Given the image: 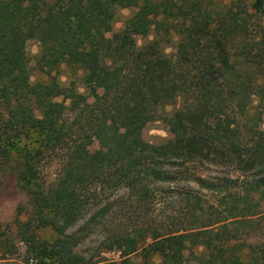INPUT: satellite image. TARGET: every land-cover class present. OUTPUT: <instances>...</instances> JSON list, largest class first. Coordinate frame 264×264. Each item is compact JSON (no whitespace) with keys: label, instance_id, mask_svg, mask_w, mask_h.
I'll return each instance as SVG.
<instances>
[{"label":"trees","instance_id":"trees-1","mask_svg":"<svg viewBox=\"0 0 264 264\" xmlns=\"http://www.w3.org/2000/svg\"><path fill=\"white\" fill-rule=\"evenodd\" d=\"M131 7L106 39L117 10ZM256 15L264 18V0H0V157L18 148L14 172L31 186L29 217L17 224L28 256L13 264H89L77 250L85 235L72 227L89 209L98 206L82 230L127 202L101 198L121 188L146 211L172 193L185 213L169 227L145 219L111 230L104 248L120 251V264H136L130 255L139 250L137 264H157L156 254L159 264H186L193 247L200 264H264V128L252 113L264 107V24ZM29 38L40 44L46 81H31ZM64 65L103 87L100 102L82 106L83 95L59 79ZM157 118L173 136L154 144L141 126ZM34 133L38 146L28 141ZM44 158L58 165L47 184ZM40 228L56 239L43 241Z\"/></svg>","mask_w":264,"mask_h":264},{"label":"rangeland","instance_id":"rangeland-1","mask_svg":"<svg viewBox=\"0 0 264 264\" xmlns=\"http://www.w3.org/2000/svg\"><path fill=\"white\" fill-rule=\"evenodd\" d=\"M216 3L230 0H214ZM254 0H247L251 4ZM137 11V8H119L117 10L116 20L104 32V37L108 40L114 39L115 35L120 32L127 20ZM257 22L264 24V18L256 15ZM175 33V32H174ZM156 35V34H155ZM154 38V34L147 37H138V43H148ZM179 36L175 33L169 38V43L166 45V52L172 55L175 52ZM27 53L30 60L31 81L33 83L46 81L49 76L46 71L42 70L37 64V58L40 53V44L35 38H29L27 44ZM59 79L66 87H74L76 91L83 95L82 106L90 107L100 102L103 95V87L95 85L94 87L86 85L84 81V72L82 69L68 67L64 65L61 69ZM175 106H169L167 111L171 112ZM253 114L262 116V127L264 128V107L255 103L252 109ZM263 113V114H262ZM70 119L75 117V113L68 114ZM143 137L150 143L159 144L172 138L168 125L162 118L146 120L141 126ZM39 139L37 133L29 139V143L38 146L36 141ZM98 144L95 140H91L89 147L96 149ZM17 157H23L18 148H12L9 157H0V264L23 263L28 256L27 245L18 235V222L27 220L30 213L28 191L31 186H24L17 179L14 172V166ZM39 173L41 181L48 183L56 177L58 165L55 159L44 158L39 164ZM126 188H121L115 193H105L101 195L103 199L110 197L111 201L116 198L125 197L127 202L115 206L112 211L104 216L99 223H93L87 230H82L87 221L94 215L98 209H89L85 217L72 227V231L78 230L81 235H85V240L77 250L84 254L89 259V264H120L122 261L121 252L117 250H106L105 241L110 235L111 230L120 226L121 230L126 227L131 228L135 223L142 225L145 219L154 222L155 224H163L166 226L172 225L177 219L184 217V204L181 197L172 193L165 194L162 198L156 199L152 207L146 211L144 207L136 202V199H127ZM128 196V194H127ZM116 205V204H115ZM264 208V207H263ZM145 211V212H144ZM88 233V234H87ZM38 236L46 242H52L56 239L55 231L49 228L38 229ZM201 247L191 248L186 251V264H200L197 259L201 253ZM155 263L161 262L160 255L156 254L153 257ZM130 260L133 263H141L143 255L141 250L132 253ZM30 264H36V260H31Z\"/></svg>","mask_w":264,"mask_h":264}]
</instances>
